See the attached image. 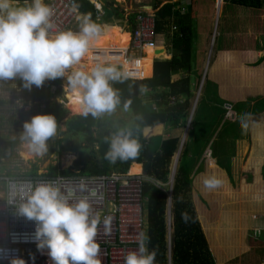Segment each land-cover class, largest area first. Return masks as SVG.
<instances>
[{"label": "clouds", "instance_id": "clouds-1", "mask_svg": "<svg viewBox=\"0 0 264 264\" xmlns=\"http://www.w3.org/2000/svg\"><path fill=\"white\" fill-rule=\"evenodd\" d=\"M53 15L45 0H30V3L25 0L23 4L19 0H0V81L19 78L22 87L31 90L33 86L41 87L46 80L65 76L69 67L80 63L100 36L101 24L105 22L98 25L90 16H84L79 32L60 31L52 21ZM118 66L100 61L90 72L72 74L70 84L84 114L98 116L115 110L120 101L110 81H117L123 75ZM162 92L168 91L162 89ZM183 99L182 104L186 101ZM177 104H181L179 100ZM39 113L23 124L20 136L24 146L35 155L48 150L47 141L57 129L54 116L42 115L44 112L40 110ZM186 121L184 129H189L193 119L190 122L188 116ZM242 126L247 127L243 123ZM139 147L131 130L120 129L112 135L106 155L112 161L127 159L136 156ZM204 185L215 188L218 181L205 179ZM95 195L83 183L72 186L61 179L21 185L11 192L7 202L15 208L17 216L34 222L32 242L41 254L46 252L52 264H101L100 246L96 242L100 217L93 214L90 203ZM109 223L110 218H106L105 226ZM138 239V249L125 255L124 264H155L156 253L146 247L147 238L141 234ZM2 259L3 250H0ZM31 259L35 261L34 256ZM10 264L27 262L13 258Z\"/></svg>", "mask_w": 264, "mask_h": 264}, {"label": "crops", "instance_id": "crops-1", "mask_svg": "<svg viewBox=\"0 0 264 264\" xmlns=\"http://www.w3.org/2000/svg\"><path fill=\"white\" fill-rule=\"evenodd\" d=\"M23 3L24 0H21ZM19 0V2H21ZM126 1V0H124ZM145 0H142L144 2ZM155 4H143L140 0L137 1L136 9L134 11H127L131 13H137L139 11L148 12L147 10L153 9L155 16L157 17V24L161 26V32L157 33L158 46L161 53H165V57L171 55V51L168 49L172 46V41L177 34L182 36L180 33V26L176 24L177 18L169 16L163 17L161 12L166 4L173 5V11H178L180 17L188 16L190 25L193 28V49L197 45V41L206 50L209 48L208 42L212 38L211 49L209 50L208 65L202 74L197 73L195 69L192 70V80L190 82V88L192 93L191 107L195 105V113L193 121L197 119V107L200 104H206V125L209 124V131L205 130L204 133L194 138L189 142L187 146L186 141L181 142L182 131L177 130L178 133L173 132L170 127L166 125L147 127L143 129V137L151 139L153 137H160L162 141L169 140L172 138H178L180 140L178 150L183 145L181 152V159L178 164V168L175 172L171 171L168 177L167 183L160 182L162 184L161 190L167 196V192L172 193L174 191L175 179L180 166H183L189 174L192 185L191 202L194 205L203 231L208 240L210 250L213 254L214 260L215 254L214 249L223 251L229 249L230 246H224V241L227 239V234L222 237V245L218 244L217 236L215 243L212 244L207 236V232L218 228L224 229L219 234H225V230L231 231L230 227L223 226V215L228 213L229 208V195L230 190L235 191V198L233 199L238 205H232L233 210L236 214L237 225L233 228L237 230L240 223L238 222V216L242 219L246 218L250 211V205L256 202L264 201V75L254 74L253 77H246L244 66L239 63V57L236 53V48L232 46V53L230 56H236V66L231 67L229 65L228 77H222L219 83H227L226 89L223 90L222 97L217 92L213 91L212 86L209 85L207 72L208 66L210 65V58L213 54V42L219 36L225 34H231L234 40L247 41L251 40V36L245 38V29L249 25L252 26L253 33L256 29H263L264 20V9L257 10L247 7L238 6L229 3L228 0H154ZM30 3V0H29ZM226 6V9H225ZM147 9V10H145ZM224 9V10H223ZM193 12L199 13L197 16H192ZM236 13V14H235ZM199 17V18H198ZM219 17H224L220 22L223 25L218 24L217 20ZM237 17V18H234ZM240 17V18H238ZM254 25H258L254 28ZM236 27V28H235ZM158 28V25H157ZM176 28V29H174ZM212 32V36L210 35ZM207 34H209V41ZM220 37V36H219ZM254 38V36H252ZM257 39V37H255ZM254 39V40H255ZM263 40V37L260 38ZM208 41V42H207ZM125 48V47H124ZM256 49V50H255ZM125 51V50H124ZM168 52V54H167ZM178 52V51H176ZM247 52L252 53V59L257 58L259 54L264 57V49L254 48L249 49ZM179 53V52H178ZM195 53V52H194ZM194 53L192 54L194 57ZM173 57V54L171 55ZM166 58V60H170ZM88 61H86V64ZM187 73L183 72L179 74V77L185 78ZM203 78V79H202ZM202 80V83L200 81ZM257 84V85H256ZM224 87V85H223ZM231 92L232 97L227 94V91ZM200 95V96H199ZM225 96H227L225 98ZM186 98L185 96H179ZM250 102H249V101ZM196 101V103H194ZM46 101H44L45 103ZM41 103V102H40ZM248 105L246 111L234 112L233 108L236 106ZM258 106V109H255ZM232 108L229 109V108ZM201 118L198 120L196 127L199 129ZM246 124L247 127L242 126ZM183 123L181 128H183ZM195 127V128H196ZM206 127V126H205ZM190 135V131H189ZM161 143V142H160ZM172 163V161H171ZM141 166V171L138 174H144V168L142 164L133 163L130 167V172L133 166ZM77 173V172H76ZM245 174L247 177H245ZM146 176V175H145ZM148 177V176H147ZM152 179V178H151ZM205 179H214L218 181V186L215 188H206L204 185ZM151 184V183H146ZM172 184V186L170 185ZM153 185V184H152ZM154 186V185H153ZM157 188V187H156ZM167 188V189H166ZM234 188V189H233ZM159 189V188H158ZM146 200V199H145ZM206 200H212L214 203L218 201L217 207L214 209L211 206H206ZM242 203V204H241ZM244 203V204H243ZM226 204V206H224ZM173 215H174V201L172 203ZM147 208V201H146ZM167 210V206H166ZM148 220V210H147ZM254 219H258L256 212L253 211L252 215ZM262 222L259 226L251 227L252 232H257L258 237L264 234V213L261 214ZM167 213L165 212V226H166V249H167V264H168V241H167ZM247 227L244 223L242 229ZM232 228V229H233ZM240 231V230H238ZM214 236L217 234H213ZM148 242V241H147ZM149 246V244H148ZM175 246V221L173 226V253ZM149 250V249H148ZM239 254L236 255L238 257ZM222 256V254H221ZM236 257H232L229 260H221L220 264H226L228 261L233 260ZM217 264V261H215ZM173 264V258H172ZM264 264V262H262Z\"/></svg>", "mask_w": 264, "mask_h": 264}, {"label": "trees", "instance_id": "trees-1", "mask_svg": "<svg viewBox=\"0 0 264 264\" xmlns=\"http://www.w3.org/2000/svg\"><path fill=\"white\" fill-rule=\"evenodd\" d=\"M228 2L257 10L264 9V0H228ZM115 4L114 1L102 2L105 13L103 20L108 21L115 17L126 18L128 24L131 26V31H133L135 29L137 13L130 14L124 9L117 7V5L115 6ZM78 6L85 16H90L91 20L96 23V10L93 5L85 0H79ZM161 15L163 17L169 16V18H177L176 24H179L182 36L177 34L173 39L172 46L168 49V52L171 50L178 51L179 55H173L170 60L164 58L165 53H161L159 46L157 49L159 52L157 53L152 48V73L149 77L144 78L145 80L141 88L146 92L148 91L149 93L147 95H150V100L158 102V104L145 103L141 97H130L135 86L134 79L136 77L133 75L129 77L125 75L126 69L131 70L127 62H123L124 65L115 64L120 65L118 67L122 70V76L126 78L121 76L117 81H110L111 86L117 91L119 96L120 102L116 108L127 109L132 113L133 123L128 130H131L133 137L140 145L137 155L115 161L107 158L106 154L110 149L112 136L101 134L100 138L95 137L93 129L101 125L100 118L102 114L93 116L89 113L84 116L70 118L66 123L67 132L73 135L87 136L90 145L94 147L97 144L98 149L93 150V154L89 157L81 156L75 162V168L78 169L77 173H73L72 171L62 172L59 167H51L49 175H57L60 173L62 175L99 176L111 172L125 173L129 171L133 163H138L143 165L146 176L167 183L171 161L178 150L180 140L178 138H172L162 141L160 137L147 139L143 137V129L166 125V127L183 130L184 127L181 128V124L183 123V126L186 125L192 98L190 82L192 80L193 70V28L190 22H188L189 17H180L178 11H173V5L170 3L164 5ZM96 24L99 25V23ZM117 32L119 34L127 33L108 25L105 32L100 35H110ZM160 32L161 26L158 24L156 33L159 34ZM183 72L187 73V76L185 78L179 77V74ZM16 79L18 85L23 88L20 79ZM53 86H61V80L58 78L46 80L41 87L37 88L33 86L32 88L35 92V100H40L41 103L44 101H47V104L50 103L42 115L54 116L57 127H60L63 120L68 116L69 111L54 100V98L63 95V90L59 88L56 94H52L51 90ZM162 89H166L168 92L163 93ZM172 96H176L177 98L179 96H185L186 101L184 104L176 103L170 105L168 99ZM157 105H161V107L156 109L155 106ZM156 140H159L161 143H155ZM4 145V148L1 150L2 156L4 158H11L14 154V143L6 141ZM63 151H75V147H64L62 148ZM140 167L139 165L133 166L131 173H140ZM30 175H38L36 167ZM191 192L192 185L189 174L183 166H180L176 175L173 191L175 221L173 264H216L197 211L191 202ZM144 198L147 201L148 210V227L146 231V238L149 244L148 249L150 252L154 251L156 253L155 264H167L165 239L167 196L152 184H146L144 187Z\"/></svg>", "mask_w": 264, "mask_h": 264}, {"label": "rangeland", "instance_id": "rangeland-1", "mask_svg": "<svg viewBox=\"0 0 264 264\" xmlns=\"http://www.w3.org/2000/svg\"><path fill=\"white\" fill-rule=\"evenodd\" d=\"M21 1V0H20ZM138 0H126L122 3L117 2V7H120L121 9H124L126 12L127 11H134L136 9V4ZM141 3L145 4H155L154 0H145ZM175 0H173L174 2ZM23 4V2H20ZM231 3V2H229ZM226 9V6H225ZM147 10V9H145ZM224 10V9H223ZM148 12H154L153 9L147 10ZM140 12V11H139ZM236 14V13H235ZM198 16L199 13L193 12L191 14L192 16ZM199 18V17H198ZM224 17H219L217 22L220 24V22L223 20ZM237 18V17H234ZM240 18V17H238ZM260 20H264V18H259ZM264 22V21H261ZM225 22L220 24L223 25ZM108 25H111L117 29H119L121 32H127L125 33L128 36L127 39V45L125 48H128L129 46V40L130 35H131V26L128 24L126 18H120V17H115L112 19H109L108 21H105L101 24L102 26V32H105L106 27ZM80 27H77L75 29L76 32L80 31ZM254 28H257L258 25H254ZM222 28V27H221ZM236 28V27H235ZM211 31V36H212ZM130 34V35H129ZM222 33L219 34V36L214 40L213 44V54L210 58V65L208 66V72H207V78L210 81L208 83L211 85L212 88V93L213 91L217 92L219 96H223V90L226 89L227 83L224 81L223 84L219 83V79L222 80V77H225V79L228 77V71L229 65L231 67L236 66L235 61H236V56H230V53H232V46L239 47L236 48V53L237 56L239 57V63L244 66L247 70H245V76L246 77H253V75L256 74H262L264 75V57L261 56V54L257 55V58L252 59V53L247 52L249 49H254V48H260L264 49V26L263 29H256V31L253 33L252 26L249 25L245 29V38H248L251 36V40L247 41H239V40H234L231 34H225L222 35ZM209 34H207V37ZM254 36V38L252 37ZM257 37V39H255ZM263 37V40H260V38ZM208 37V41H209ZM255 39V40H254ZM207 41V42H208ZM211 43H212V38L208 42L209 48L204 50L203 46L200 45V42L197 41V45L195 49L193 50L194 57H193V68L197 73H204L205 68L208 65V58H209V53L211 49ZM256 50V49H255ZM171 55H179L178 52L172 50ZM166 56L164 58H172V56ZM133 61H127L124 58L121 61H107L113 64H122L124 65L123 62H127L129 66L131 67V70L126 69L125 70V75L126 76H135L136 78H147L151 75L152 73V48L148 49L146 51V57L136 60L133 59ZM87 61V60H86ZM86 61L83 60L82 64L86 67L84 69H87ZM88 63V62H87ZM77 67L79 66L78 64L76 65ZM75 72V65L72 67H69L66 70L65 73V79L61 80V86H57V89L60 87L63 90V95L54 98L60 105H64L67 110L69 111L68 116L63 120L61 123L60 127H57L56 133L51 136L48 141H47V146L48 150L43 154V155H35L24 146V142L20 139L21 133L23 131V124L26 121H30L31 118L35 115L40 114L39 113V106L38 103H40V100H35V92L33 88L31 90L25 89V88H20L18 86L17 79L15 80H9V81H1L2 83V88L1 90L3 91V94L6 93L5 95H8L6 97V101L4 103H0V136H1V141L3 143V148H4V143L6 141H11L14 143V154L11 158H7V164H6V169L7 171L11 173H16L20 174L21 176H30V173L33 171V169L36 167L37 168V174L38 175H45L49 174L50 168L51 167H59L60 171H72L73 173L78 172L75 168V162L78 161V159L83 156V157H89L90 155L93 154V150L98 149V145L95 144L94 147L90 145L88 137L85 135H73L72 133L67 132V126L66 123L70 118L76 117V116H84L86 114H74L72 110H69L67 107V97H66V88L70 87V77L72 74ZM78 72V71H76ZM87 73V72H85ZM255 74V75H256ZM132 79V78H131ZM203 79V78H202ZM202 83V80L200 81ZM15 85V87L13 86ZM224 85V87H223ZM257 85V84H256ZM66 87V88H65ZM225 88V89H224ZM149 93L148 91L146 92L145 90L141 89L140 91V96L143 98V101L145 103H151L153 105L158 104V102L151 101L150 100V95H147ZM2 94V95H3ZM227 94H229L231 97V92L228 90ZM4 95V96H5ZM264 96V95H263ZM227 96H225L226 98ZM228 98V97H227ZM30 100H34L36 103L30 104ZM249 101V100H248ZM29 102V103H28ZM51 102V101H50ZM250 102V101H249ZM47 103V101H46ZM50 103L48 104V106ZM29 107L31 108L29 110ZM156 109L160 108L161 105L155 106ZM206 104H200L199 108L197 107V119L195 118L194 121L191 124V127L189 129H181L182 133V139L181 142L186 141L187 146H189L190 138L191 142L194 138H198V136L204 133L205 130L209 131V124L206 125V119H204V115L206 114ZM258 106H255V109H258ZM229 109L232 110L230 107ZM248 109V105H243V106H236V109L233 108L234 112H241V111H246ZM201 118V122L199 125V129L196 127V124L198 120ZM101 125L97 128H94V135L97 138H100V135H105V136H112L114 132L118 129H129L133 123V117L132 113L128 111L127 109H120V108H115L114 111L112 112H105L102 114L100 118ZM208 123V122H207ZM206 126V127H205ZM196 127V128H195ZM170 129L178 133V129L171 128ZM190 131V135H189ZM200 134V135H199ZM159 140H156L155 143H159ZM75 147V151H63L62 148L64 147ZM2 148V149H3ZM94 148V149H93ZM71 156H75L72 165H68V162L70 160ZM66 161V162H65ZM141 168V167H140ZM245 177L247 175L245 174ZM163 189V187H161ZM167 189V188H166ZM234 189V188H233ZM235 191L233 192L230 190V195H229V210L226 215L224 213L223 215V226H226L229 222V227L231 231L225 230V234H219V232L224 231L222 228H216L214 230L208 231L207 236L209 235L210 242L212 244L215 243L216 236H217V241L218 244L222 245V237L227 234V239L224 241V246H230L229 249L220 251L217 249H214V254H215V261H217V264L221 263L222 257L225 258L224 260H229L232 257H236L237 254L238 257L234 258L233 260L228 261L226 264H262L264 262V234L260 236V238L257 235V232H252L251 227L259 226L260 223L263 221L261 214L264 213V201L256 202L255 204L250 205V211L248 215H246V218L242 219L238 216V222L240 223V226H238L237 230L233 228L234 225H237L236 222V214L233 210L232 205H238L235 203L233 200L235 198ZM242 204V203H241ZM244 204V203H243ZM206 206H211L214 209L218 207V201L213 202L212 200L207 201L206 200ZM226 206V204L224 205ZM196 210V209H195ZM255 211L256 215L258 216V219H254L252 215V212ZM243 223L247 226L244 229H242ZM233 228V229H232ZM240 230V231H238ZM217 234V235H213ZM222 254V256H221Z\"/></svg>", "mask_w": 264, "mask_h": 264}, {"label": "built area", "instance_id": "built-area-1", "mask_svg": "<svg viewBox=\"0 0 264 264\" xmlns=\"http://www.w3.org/2000/svg\"><path fill=\"white\" fill-rule=\"evenodd\" d=\"M85 1L94 6L96 10L95 21L99 24L103 22L105 16L102 2L114 1L116 3L115 6L117 5V0ZM45 2L54 11L52 21L58 30L76 32L75 29L81 26L82 18L85 14L78 6L79 0H45ZM157 25V17L154 12H137L135 29L131 32V41L125 53L127 61L145 57L147 48H153L155 52L157 51ZM1 88L2 83L0 81V103L2 104L7 100L6 97L8 95H5L6 93L3 94ZM57 91V86H53L52 94ZM178 100L181 104L184 102L183 98L177 99L173 96L170 98V105L176 104ZM29 102L32 105L34 100ZM38 106L40 112H45L48 104L42 102L38 103ZM195 107L193 105L190 111V122L194 117ZM2 148L3 143L0 136V250H3V259L0 260V264H10L13 258H22L27 264H52L46 252L41 254L37 251L35 243L32 242L35 228L34 222L17 216L15 208L7 202L15 188L29 182L35 184L62 179L65 183L72 186H78L83 183L86 185L88 192H95L96 195L90 200V203L93 214L100 217L96 242L100 246L99 259L101 264H124L125 255L138 249V238L141 234L146 237L148 227L144 187L146 183H151L161 189L162 184L159 181L143 174H132L130 170L125 173L111 172L99 176L62 175L60 173L57 175L21 176L20 174L7 171L5 168L7 158L2 156ZM182 148L183 145L172 158L171 171L173 172L178 168ZM170 185L172 186V184ZM167 195L168 264H172L174 226L172 188L170 192H167ZM106 218H110V223L107 227L104 224ZM146 247L148 248L147 239ZM32 256L35 257L34 262L31 259Z\"/></svg>", "mask_w": 264, "mask_h": 264}, {"label": "bare ground", "instance_id": "bare-ground-1", "mask_svg": "<svg viewBox=\"0 0 264 264\" xmlns=\"http://www.w3.org/2000/svg\"><path fill=\"white\" fill-rule=\"evenodd\" d=\"M118 3H122L123 0H117ZM128 36L124 34H119L118 32L110 35H100L97 39L92 42L88 52L82 58L79 66L75 65V72H90L91 69L100 61H121L126 53V49L124 48L127 45ZM130 40V39H129ZM130 43V41H129ZM151 48H147L145 52ZM125 50V51H124ZM83 60H87V69H84L82 64ZM139 60V59H136ZM134 62V60H131ZM136 79H144V78H136ZM135 80V79H134ZM66 88V87H65ZM200 96V95H199ZM66 99H67V107L69 110H72L74 114H84L82 105L76 95V93L72 90V87L66 88ZM75 156H71L68 162V165H72ZM66 162V161H65Z\"/></svg>", "mask_w": 264, "mask_h": 264}, {"label": "water", "instance_id": "water-1", "mask_svg": "<svg viewBox=\"0 0 264 264\" xmlns=\"http://www.w3.org/2000/svg\"><path fill=\"white\" fill-rule=\"evenodd\" d=\"M159 52V51H157ZM58 79L62 80V79H65V77H59ZM70 80V79H69ZM145 79H135V86H134V89L132 91V94H131V98H137L140 96V91H141V87H142V83Z\"/></svg>", "mask_w": 264, "mask_h": 264}]
</instances>
